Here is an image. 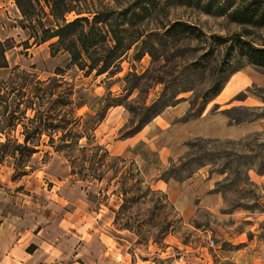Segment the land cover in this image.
Here are the masks:
<instances>
[{"label":"rangeland","instance_id":"1","mask_svg":"<svg viewBox=\"0 0 264 264\" xmlns=\"http://www.w3.org/2000/svg\"><path fill=\"white\" fill-rule=\"evenodd\" d=\"M79 5L90 11L137 13L132 29L142 36L117 62V68L99 76L95 72L85 75L69 65L67 52L60 50L52 55L50 43L55 38L35 44L29 37L30 25L35 22L24 21L15 10L14 0H5L0 7V39L13 46L6 52L9 68L0 69V77H6L14 65L24 69L33 66L41 80L54 77L56 69H62L56 77L67 83L58 89L73 90L70 115L76 124L72 127L86 136L80 144H96L112 156L133 159L150 180L171 175V180L182 182L201 169L203 190L220 200L212 208L199 206L191 216L180 217L167 194L151 186L158 190L156 196L162 192L167 198L160 201V214L153 221L163 224L170 220L173 226L162 239L158 225L146 241L140 242L135 231H118L111 220L98 215L105 207L97 209L91 202L93 196L70 180L64 157L51 150L45 155L49 148L40 147L32 156L30 171L21 178H14L12 158L0 164V223L10 220L29 231L37 225L41 229L39 249L44 253L38 256L39 262L234 264L235 259L229 256L233 250L250 242L264 243V128L237 140L201 136L182 139L177 134L184 124L202 114L224 115L235 124L264 119V69L248 64L236 51L228 64L223 62L231 39L241 36L264 44V29L241 26L226 16L205 13L194 3L178 4L175 0H82ZM76 16V11L66 14L68 20ZM175 21L195 26L200 36L166 33ZM111 22L118 26L114 19ZM245 28L252 29L247 36ZM217 37L226 39V43L217 44ZM232 77L245 83L238 92L221 103L214 102L216 97L203 101L202 95L213 82ZM248 96L257 98L260 104H246ZM158 99L169 104L152 119L161 126L142 134H128L145 116L146 107ZM21 130L18 127L11 135L17 136ZM3 139L0 137V141ZM196 158H201L202 166L189 163ZM91 190L95 191L94 187ZM195 190H199L198 185ZM151 206L148 199L139 201L123 218H139ZM83 218L84 224L80 220ZM76 222L89 227L90 233L82 232ZM5 256L0 246V264H8Z\"/></svg>","mask_w":264,"mask_h":264},{"label":"trees","instance_id":"2","mask_svg":"<svg viewBox=\"0 0 264 264\" xmlns=\"http://www.w3.org/2000/svg\"><path fill=\"white\" fill-rule=\"evenodd\" d=\"M175 1L178 4L194 3L205 13L226 16L229 21L241 26L264 29V0ZM14 2L24 21L29 24L35 22L30 25L32 34L29 37L33 38V42L41 44L55 38L50 43L51 54L60 50L67 52L70 57L69 65L76 66L85 75L92 72H95V76L111 73L117 68L121 57L142 36L140 31L132 29L135 24L134 16L137 14L134 10L114 14L90 11L79 5L82 0ZM71 11H76L77 16L68 20L66 14ZM112 19L118 26L112 24ZM250 30L252 29L245 28L244 34L249 35ZM166 33H184L197 38L201 34L195 26L181 21L173 22ZM216 39L217 44H225L227 41L220 37ZM12 46L8 40L0 39V69L9 68L6 52ZM234 51L245 58L248 64L264 69V44L237 36L231 39L223 62L228 64ZM33 69V66L24 69L14 65L6 77H0V137L4 138L0 141V164L5 159L12 158L14 178H21L30 171L28 168H31L32 156L40 147H48L44 154L48 155L51 150L64 157L70 180L79 183L88 196H93L91 202L97 205V209L105 206L113 213V226L135 231L141 242L152 234V228L161 225L158 232L163 239L173 225L170 220L160 224L153 219L160 214V201H167L165 194L159 192L156 196L158 190L151 187L133 159L112 156L96 144L91 147L80 144V139L86 136L72 127L76 124L70 115L74 103L73 90L70 87L66 88L67 91L58 89L67 83L61 77H56L62 74V69H56L55 76L46 80H41ZM227 80L213 82L202 95L203 101L207 103L216 97ZM168 106L161 99L154 101L146 107L145 116L128 134L140 131ZM18 127L22 128L18 135H11V131ZM58 131L61 133L58 134ZM200 159H191L189 163L196 162L202 166ZM189 176L190 174L187 175ZM160 178L173 177L169 175ZM141 184L145 187L142 188ZM92 187L95 191H90ZM147 199L152 203L147 214L134 219L129 215L124 220L125 213L132 206Z\"/></svg>","mask_w":264,"mask_h":264},{"label":"crops","instance_id":"3","mask_svg":"<svg viewBox=\"0 0 264 264\" xmlns=\"http://www.w3.org/2000/svg\"><path fill=\"white\" fill-rule=\"evenodd\" d=\"M4 4L5 0H0V7ZM15 10L18 12V8L16 6ZM244 84L245 83L239 77L230 78L221 92L216 96V98L213 99L214 102L221 103L225 101L233 94L238 92L244 86ZM245 103L257 105L260 104V101L255 97L248 96L245 100ZM263 120L264 119L248 120L235 124L230 123L228 117L224 115L213 114L207 116L202 114L193 121L184 124V127L180 128L179 131L177 130V135L182 139L201 136L237 140L245 137L251 132L263 129ZM158 126H161V123H157L154 119L147 123L145 127L136 134H142L146 132V129L154 130L153 128ZM200 175H202L201 169H199L198 172H194L192 176L188 177L182 182H175L174 180H171V178L162 179L160 176L153 180L146 179L148 182H150L153 188L165 192L179 216L184 217L191 216L195 209L199 206L212 208L220 200L216 194L205 193L203 190L205 179H202L203 177H199ZM197 185L199 186V190L196 192L195 189ZM98 212V215L111 220L110 224L114 229L118 231L126 230L113 226V213L107 207H105L104 210L100 209ZM80 220L83 224L85 223L84 218ZM77 225L80 226L82 224L77 223ZM80 227L82 228L80 229L82 232L90 233L89 227ZM32 230L33 231H29L27 227L21 229L20 227L14 226L10 220L0 223V246L5 249L6 254L4 261L7 259L8 264H55L50 263L48 259L40 262L38 261V256L40 254H44L40 251V242H38V235L40 234L41 229L35 225L34 229ZM78 238L80 237L78 236ZM104 249L109 251L107 246H104ZM115 250L117 251L118 249L115 248ZM48 253L51 254L52 252L49 250ZM229 254L230 257L235 259L234 264H264V243L259 242L258 245H256V243L250 242V244L244 246V248L233 250V252ZM121 256H123V253ZM239 260L242 263H239ZM115 264L117 263L115 262ZM120 264H122V262H120Z\"/></svg>","mask_w":264,"mask_h":264},{"label":"built area","instance_id":"4","mask_svg":"<svg viewBox=\"0 0 264 264\" xmlns=\"http://www.w3.org/2000/svg\"><path fill=\"white\" fill-rule=\"evenodd\" d=\"M210 243H213V241L211 240Z\"/></svg>","mask_w":264,"mask_h":264}]
</instances>
